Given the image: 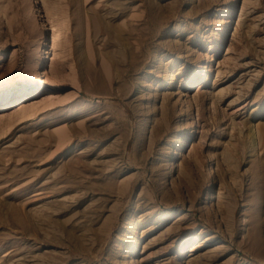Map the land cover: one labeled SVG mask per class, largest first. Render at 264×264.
<instances>
[{
    "label": "rangeland",
    "instance_id": "obj_1",
    "mask_svg": "<svg viewBox=\"0 0 264 264\" xmlns=\"http://www.w3.org/2000/svg\"><path fill=\"white\" fill-rule=\"evenodd\" d=\"M22 79L0 264H264V0H0Z\"/></svg>",
    "mask_w": 264,
    "mask_h": 264
},
{
    "label": "bare ground",
    "instance_id": "obj_2",
    "mask_svg": "<svg viewBox=\"0 0 264 264\" xmlns=\"http://www.w3.org/2000/svg\"><path fill=\"white\" fill-rule=\"evenodd\" d=\"M45 1L46 0H44V2ZM36 10L38 11V14H39L38 18L42 19L44 14H42L41 7H39L38 4H37V9ZM138 28H139V34H140V39L138 41H139V43H141V41L147 39V26H144L143 28L142 27H138ZM138 28L134 27L133 29H138ZM36 43H39V39L36 40ZM134 55L138 56L136 51H134ZM38 63H39V61H37L34 65H32V67H36L38 65ZM167 78H168V80H167L168 82L172 81V76H168ZM196 82H197V78L196 79L193 78L191 80V82H190L191 86L194 85ZM38 85H39V81H37V80H27V79H22L20 81L13 80L10 83H6V84L0 85V105L2 103H5L13 95H16V94L22 92L26 88H28V87H37ZM208 191L209 190L206 191V193L204 195L205 197H207L209 195Z\"/></svg>",
    "mask_w": 264,
    "mask_h": 264
}]
</instances>
